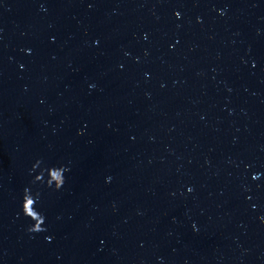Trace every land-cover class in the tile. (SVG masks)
Masks as SVG:
<instances>
[{"label": "water", "instance_id": "95a60500", "mask_svg": "<svg viewBox=\"0 0 264 264\" xmlns=\"http://www.w3.org/2000/svg\"><path fill=\"white\" fill-rule=\"evenodd\" d=\"M0 264H264V0H0Z\"/></svg>", "mask_w": 264, "mask_h": 264}, {"label": "clouds", "instance_id": "9594fccd", "mask_svg": "<svg viewBox=\"0 0 264 264\" xmlns=\"http://www.w3.org/2000/svg\"><path fill=\"white\" fill-rule=\"evenodd\" d=\"M39 164H40V161H37V164L34 165V168L39 166ZM45 171H47V176H48V179L46 181L47 185L49 187L55 185V188L59 190L64 184V172L66 171V169L63 166H61V167H51V168L46 169ZM37 177H41V179H37ZM54 179H55V182H53ZM42 180H43V171L41 172L40 175H37L35 177L34 182L42 181ZM38 199H39L38 194L34 197L31 194V191L29 189L26 188L24 190L23 201H22V212L25 216L31 218L35 222L29 228V231H32V232H39V231L44 230L42 227L44 224V217L41 213H39L36 210V204H37ZM29 200H31L32 202L30 207L32 208V212L35 215H32L25 210V204L28 203Z\"/></svg>", "mask_w": 264, "mask_h": 264}]
</instances>
